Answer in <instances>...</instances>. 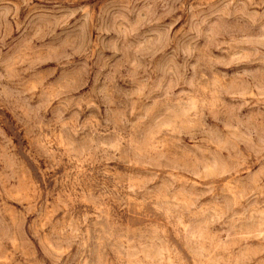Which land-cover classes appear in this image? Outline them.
<instances>
[{"label":"rangeland","instance_id":"obj_1","mask_svg":"<svg viewBox=\"0 0 264 264\" xmlns=\"http://www.w3.org/2000/svg\"><path fill=\"white\" fill-rule=\"evenodd\" d=\"M0 264H264V0H0Z\"/></svg>","mask_w":264,"mask_h":264}]
</instances>
